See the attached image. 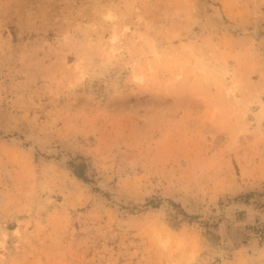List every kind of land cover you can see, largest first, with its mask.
<instances>
[{
    "label": "rangeland",
    "instance_id": "obj_1",
    "mask_svg": "<svg viewBox=\"0 0 264 264\" xmlns=\"http://www.w3.org/2000/svg\"><path fill=\"white\" fill-rule=\"evenodd\" d=\"M0 264H264V0H0Z\"/></svg>",
    "mask_w": 264,
    "mask_h": 264
},
{
    "label": "trees",
    "instance_id": "obj_2",
    "mask_svg": "<svg viewBox=\"0 0 264 264\" xmlns=\"http://www.w3.org/2000/svg\"><path fill=\"white\" fill-rule=\"evenodd\" d=\"M72 170L74 172V174L80 178V179H84V180H88L87 177L85 176V166L84 165H71Z\"/></svg>",
    "mask_w": 264,
    "mask_h": 264
}]
</instances>
